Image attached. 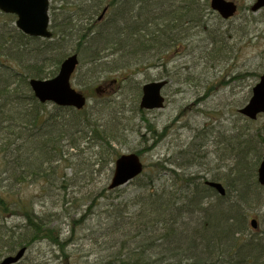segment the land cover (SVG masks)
I'll list each match as a JSON object with an SVG mask.
<instances>
[{
    "label": "trees",
    "instance_id": "trees-1",
    "mask_svg": "<svg viewBox=\"0 0 264 264\" xmlns=\"http://www.w3.org/2000/svg\"><path fill=\"white\" fill-rule=\"evenodd\" d=\"M56 2L60 7H50L51 39L23 33L12 23L14 15L0 11V259L19 247L44 240L64 254V247L71 242L47 215L36 211L37 196L19 191L23 186H56V161L69 160L64 148L78 155L86 152L82 145L100 146L99 157L88 164L89 170L96 165L99 171L108 169L121 155L113 146L120 137L121 117L118 120L111 112L109 121L94 120L114 107L113 99L98 97L83 109L41 103L30 88L31 78L53 77L73 52L81 59L86 54L91 65L104 64L112 56L109 67L126 69L133 59L157 52L161 43L181 46L186 39L195 38L190 33L205 23L204 8H208L200 0H172L169 9L159 0H125L123 7L121 0H109L106 5L99 0L91 12L100 15L107 6V12L113 10L114 15L105 16L103 28L96 30V22H91L95 14L88 23L77 16L86 11L81 2ZM184 25L190 29L185 30L188 27ZM92 51L97 53L91 55ZM102 51L108 54L104 56ZM261 134L258 141L264 142ZM255 144L253 141L252 149ZM259 149L260 160L264 147ZM244 151L247 154L249 148L241 153ZM244 165L241 159L234 175L226 177L225 195L198 176L187 178L182 193L150 187L132 197V206L128 201L125 209L114 204L110 215L118 225L114 230L117 235L101 264H264V229L249 230L251 203L262 196L258 190L262 186L256 177L249 183ZM63 177V183L73 181ZM4 184L7 190L2 192ZM113 190L116 188L107 187L103 192ZM15 215L21 216L23 223L10 222ZM82 220L75 219L73 227Z\"/></svg>",
    "mask_w": 264,
    "mask_h": 264
},
{
    "label": "rangeland",
    "instance_id": "rangeland-1",
    "mask_svg": "<svg viewBox=\"0 0 264 264\" xmlns=\"http://www.w3.org/2000/svg\"><path fill=\"white\" fill-rule=\"evenodd\" d=\"M76 1L86 9L84 15L77 16L88 23V18L95 14L91 10L99 0ZM108 1L103 0V5ZM124 1L121 0L122 7ZM159 1L163 2L164 9L172 7V0ZM200 1L208 7L204 8L205 23L193 29L190 35L195 38L186 39L181 46L161 43L157 52L138 61L133 59V65L122 70L108 66L114 60L112 56L104 64L91 65L89 57L82 55L72 85L90 96V104L106 96L115 101L114 107L103 115L98 114L94 120L109 121L111 112L112 117L118 120L121 117L120 137L117 136L119 140L114 143V149L120 154L139 153L144 161V173L112 193L103 192L111 184L115 161L108 169L99 171L96 165L92 166L94 170H89L88 164L99 157L100 146L82 145L86 152L78 155L71 148H64V157L68 156L69 160L56 161V186L49 183L44 187L23 186L19 191L37 196L36 211L47 215L54 227L61 228L63 237L72 238L64 247L66 258L62 249L44 240L29 246L17 264H101L117 235L114 230L118 225L110 215L114 204H121L120 208L125 209L128 201L132 206L134 195L143 193L144 189L167 187L182 193L187 178L198 176L202 177L200 181H222L227 188L224 181L234 175V167L241 159L245 160L249 183L256 180L255 169L261 161L256 149L264 147V142L258 141L260 131L261 138L264 137V113L249 122L239 109L249 102L252 88L264 73V7L252 12L255 0H235L239 4L236 15L223 19L211 8L210 0ZM53 4L60 7L56 0H51L50 6ZM156 9L158 12L159 8ZM98 13L91 21L96 22V30L103 28L106 20H99ZM108 13L106 17L114 15L113 10ZM184 26L188 27L185 30L190 29L189 25ZM102 52L104 56L108 54ZM161 79L169 82L162 90L164 106L140 112L142 85ZM97 87L102 88L100 94L96 93ZM253 141L257 143L254 150ZM245 148L249 152L241 153ZM63 176L72 177L73 181L63 183ZM5 190L4 184L2 192ZM258 190L262 198L251 203V212L259 219L257 228L264 229V187ZM80 218H83L81 223L73 227L75 219ZM10 222L23 223V218L15 215L10 217Z\"/></svg>",
    "mask_w": 264,
    "mask_h": 264
},
{
    "label": "water",
    "instance_id": "water-1",
    "mask_svg": "<svg viewBox=\"0 0 264 264\" xmlns=\"http://www.w3.org/2000/svg\"><path fill=\"white\" fill-rule=\"evenodd\" d=\"M211 4L225 18L234 16L238 7L237 3L232 0H211ZM49 5L50 0H0V9L5 13L18 14L16 22L18 26L26 34L37 37H51L52 35L49 31ZM262 7H264V0H255L251 8L256 11ZM78 62V54L73 53L63 60L58 73L53 78H32L30 86L33 88L36 97L41 102L50 101L60 106L67 105L83 108L86 104L87 96L71 85L72 73L76 69ZM259 78V82L252 88L253 94L249 99V103L239 110L252 119L257 118L260 113L264 112V73ZM167 83L164 79L146 83L143 86V96L140 105L147 109L162 108L165 97L161 92ZM116 160L110 189L131 182L134 177L143 172L142 159L135 152L123 153ZM259 165L258 181L264 186V153ZM207 184L216 188L220 195L226 194V188L221 182L209 180ZM251 224L253 228L259 225L255 218ZM25 253L26 248L22 247L16 255H7L0 264L16 263Z\"/></svg>",
    "mask_w": 264,
    "mask_h": 264
},
{
    "label": "bare ground",
    "instance_id": "bare-ground-1",
    "mask_svg": "<svg viewBox=\"0 0 264 264\" xmlns=\"http://www.w3.org/2000/svg\"><path fill=\"white\" fill-rule=\"evenodd\" d=\"M2 13H5V12H2ZM6 13H8V14H12V15H14L15 16V21H13L12 23H14V25L16 26V28L17 29H19L20 31H22L23 33H25L19 26H18V24L16 23L17 22V18H18V14H16V13H10V12H6ZM5 13V14H6ZM26 34V33H25ZM28 35H31V34H28ZM76 70L77 69H75L74 70V72L72 73V77H74V73L76 72ZM39 79V78H38ZM30 88H31V86H30ZM32 91H33V93H34V95H35V92H34V90H33V88H32ZM35 97H36V95H35ZM37 98V97H36ZM40 102H41V100L39 99V98H37ZM41 103H43V102H41ZM259 168V167H258ZM256 176H257V179H258V169H257V174H256ZM211 181H214V182H221L222 183V181H217V180H212V179H210ZM223 184V183H222ZM111 185V184H110ZM110 185L108 186L109 188H110ZM208 185V184H207ZM208 186H210V187H212V188H214L213 186H211V185H208ZM224 186V185H223ZM119 187V186H118ZM118 187H112V188H118ZM224 188H225V186H224ZM214 189H216V188H214ZM217 190V189H216ZM218 191V190H217ZM226 191H227V188H226ZM219 193V192H218ZM254 218L255 219H257V221H258V223H259V219L256 217V216H252L251 218H250V226H251V228H252V221L254 220ZM259 226V225H258ZM22 247H25L26 248V252H27V249H28V247H26V246H22ZM22 247H19L15 252H11V253H9L8 255H16L17 254V252H18V250L20 249V248H22ZM26 254V253H25ZM7 256V255H6ZM5 256V257H6ZM25 256V255H24ZM24 256H22L19 260H17V262L16 263H13V264H17V263H19L21 260H22V258H24ZM5 257H3L2 259H0V262L5 258Z\"/></svg>",
    "mask_w": 264,
    "mask_h": 264
}]
</instances>
